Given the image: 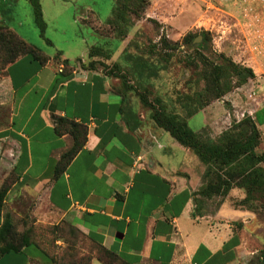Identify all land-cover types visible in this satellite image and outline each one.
Masks as SVG:
<instances>
[{"label":"crops","instance_id":"0c3cea01","mask_svg":"<svg viewBox=\"0 0 264 264\" xmlns=\"http://www.w3.org/2000/svg\"><path fill=\"white\" fill-rule=\"evenodd\" d=\"M150 1L146 17L172 26L174 33L207 28L202 21L206 16L189 9L193 0H187L177 16L168 12L175 1ZM79 2L42 0L44 16L46 8L52 10L53 20L70 12L74 22L97 33L112 12L105 16L94 4L82 7ZM16 3L2 4L7 19L2 24L18 33L8 25ZM94 47L99 46L89 53ZM46 55L50 60L44 63L31 56L21 59L0 79V155L13 153L20 193L44 194L45 203L61 221L128 264L264 263L257 229L246 227L254 217L227 203L215 213L198 210L200 165L195 163L193 169L182 162L183 158L192 162L191 150L144 115L128 113L123 96L101 72L68 66L62 56L58 64L56 57ZM256 76L258 90L240 116H251L264 136V103L253 104L264 100V75ZM201 113L206 116L205 128L216 133L214 106ZM54 116L88 128L85 147L59 177L56 165L72 149L74 138L56 134ZM232 194L245 196L241 190ZM35 250L0 257V264H37L42 253ZM92 264L102 263L94 259Z\"/></svg>","mask_w":264,"mask_h":264},{"label":"rangeland","instance_id":"374dc122","mask_svg":"<svg viewBox=\"0 0 264 264\" xmlns=\"http://www.w3.org/2000/svg\"><path fill=\"white\" fill-rule=\"evenodd\" d=\"M6 1L8 0H0V25L2 21L7 20L6 10L1 8ZM170 1H175L168 11L172 13L171 16L179 15L187 3V0ZM112 3L113 0H80L79 6L94 4L96 9L106 16L113 10ZM189 9L197 11L200 16H206L202 21L207 24L205 26L207 30L194 27L187 33H174L172 26L160 22V25L155 24L149 20L152 18H147L134 20L130 34L125 39H118L110 32L108 26L101 28L100 33L103 35L101 37L82 22H74V14L64 13L60 18L53 20L52 10L46 8L45 20L48 29L45 40L40 36L28 0H17L13 20L9 21L8 25L15 28L27 42L44 50L52 58L60 54L72 67L84 70L90 69L91 65L89 49L93 46L105 48L106 54L97 58L95 69L110 79L112 89L123 96L128 113L144 115L146 120L154 123L153 110L144 105L142 95L148 96L151 101L160 99L169 113L184 116L182 98L189 95L197 100L206 84L201 76L205 63L210 67L220 65L221 55L237 65L251 68L256 75H264V0H193ZM79 12L81 14V9ZM191 21L189 19L186 24H190ZM203 32L210 34L206 37V42L201 36ZM188 34H196V38L190 43H185ZM201 55L203 58H200ZM59 63L61 61H58ZM114 65H118L119 68H115ZM0 74L2 77L5 75L3 71ZM120 74L127 76L128 85L118 78L117 75ZM231 85L232 91L212 104L216 133H222L230 129L234 123L244 119L240 115L244 113V107L250 96L258 90V84L255 82L238 87L235 77L232 78ZM262 103L264 100L253 102L255 106ZM205 120V114L200 113L189 120V126L204 138L217 140L220 134L216 135L209 126L205 128ZM263 150L264 144L259 146L258 152ZM191 153L192 162L189 158H183L182 162L189 167L191 165L193 169L195 163L200 165L197 167L200 175L197 194L207 185L204 178L207 167L194 152ZM13 160V153L8 154L6 158L0 155V188L4 184H12L13 192L10 191L7 195L5 209L12 215L17 232L23 234L31 231V238L42 253L37 264H81L80 258L94 249L91 242L75 231H66L64 222L45 203L44 194L20 193V189L16 186L17 174L13 168ZM36 171L37 168L34 172ZM17 190L18 197H16ZM234 190L235 193H239L238 189ZM234 190L226 197L207 198L198 195L196 198L198 210L215 213L227 203L245 211L254 217L253 221L246 223V227L252 232L257 229L256 235L260 236L264 246V213L256 216L252 212L260 202L253 201L241 206L244 198L232 194ZM35 251V248L31 247L28 249V254Z\"/></svg>","mask_w":264,"mask_h":264},{"label":"trees","instance_id":"16d2710c","mask_svg":"<svg viewBox=\"0 0 264 264\" xmlns=\"http://www.w3.org/2000/svg\"><path fill=\"white\" fill-rule=\"evenodd\" d=\"M28 1L32 6L34 21L40 36L47 40L48 24L44 16L42 0ZM150 6V0H115L112 14L104 27L108 26L110 32L118 39H125L130 34L134 20L147 19L146 14ZM149 20L160 25L155 19ZM100 31L101 28L96 32L103 37ZM209 35L206 32L201 33L204 41ZM195 36L196 34L186 35L185 43H190L193 38H196ZM47 42L51 43L50 41ZM105 54V48H92L89 53L91 65L90 69L87 70H96L97 60L95 59L101 58ZM30 56L42 63L50 60V57L40 48L27 42L15 30L6 25H0V73L3 71L6 75L12 65ZM200 58L203 56L201 55ZM221 58L222 64L220 65L210 67L205 63L201 76L206 84L197 100L189 95L182 98L184 99L181 101L184 116L169 113L160 99L151 101L148 96L142 95V101L145 106L153 110L152 120L155 125L169 133L180 145L194 152L207 167L204 175L207 185L196 194L197 197L198 195L207 198L226 197L232 190L238 189L245 194L241 206L248 205L253 201L260 202V205H257L252 211L258 216L264 213V150L258 152L259 146L264 144V136L256 121L251 116L245 115L242 121L234 123L230 129L223 131L215 141L204 138L189 126V120L232 91V78H237L238 87L256 80L257 76L251 68L237 65L224 55H221ZM56 59H60V54L56 56ZM63 63L70 65L68 60L63 61ZM114 67L119 68L118 65H114ZM117 76L128 85L125 74ZM3 77L0 74V79ZM54 123L58 136L70 134L74 138V146L60 158L56 165L55 173L56 177H59L85 147L88 128L83 124L58 116H54ZM11 185V183H7L0 188V215L3 214ZM64 225L67 232L75 231V233L84 236L73 225L67 222H64ZM91 244L94 249L91 253L80 258L81 264H92L94 259L99 260L102 264H128L114 251L96 243ZM31 247L39 249L31 238V231L23 234L17 232L12 215L6 213L4 222L0 227V257L14 253H27ZM261 255L264 262V250Z\"/></svg>","mask_w":264,"mask_h":264}]
</instances>
